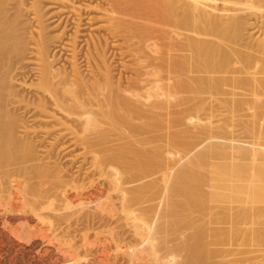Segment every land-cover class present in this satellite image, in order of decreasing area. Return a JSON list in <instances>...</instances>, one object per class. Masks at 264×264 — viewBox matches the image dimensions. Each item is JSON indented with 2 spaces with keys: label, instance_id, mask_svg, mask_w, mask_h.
Wrapping results in <instances>:
<instances>
[{
  "label": "bare ground",
  "instance_id": "bare-ground-1",
  "mask_svg": "<svg viewBox=\"0 0 264 264\" xmlns=\"http://www.w3.org/2000/svg\"><path fill=\"white\" fill-rule=\"evenodd\" d=\"M19 1V5L16 4L18 12L16 11L12 17V15H9V10L12 5L13 8L15 7V2L11 4L13 2L11 0H0V264H61V260L67 258L68 249L71 250L70 248L73 247L71 245L68 247V244L71 243L66 246V242L57 241L58 243L53 246V251H49L47 248L41 252L40 248L45 244L42 241L38 243L34 240L36 237H41L42 240L49 239L46 231L51 223L47 222L50 220L52 222V219H57V221L59 220L64 224H69L71 221L77 222L79 224L76 223L77 227H83L82 229L86 230V234L80 231L79 228L75 231H78V236H80L79 232L83 234L80 236V242L82 241L85 249L88 247L91 249V240L87 232L96 231L95 229L100 230L101 226L104 225L103 221L101 222L103 220L102 216L107 218L105 215H108L109 218L111 216L114 218L112 214L115 213L118 216L119 212H115L117 209L114 210L116 205L114 207L113 203L116 199L112 202L114 196H110L112 193L113 195L116 193L115 196L122 201V205L119 204L123 208L120 216L124 213L126 221L127 218L136 219L132 217L134 216V213H132L133 206L135 205L134 208L141 206L137 204L143 202V200L147 202L148 198L150 199L148 201L151 202V199H153L156 203L161 198L166 200V208L164 207L165 204L160 206L163 208L161 211H164L161 214H165L167 218L165 215L162 216L163 218L159 214L156 215L158 211L154 207H144L145 209L155 210V212L151 210V213L150 209L146 212L141 207V211L146 212L148 216H145L146 214L143 212L142 223H137L136 229H132L136 231L134 233H137V236L140 235L139 247L127 250L125 247L129 249L133 244H129L130 246L123 245V248L122 245V247L120 246L123 242L120 239L117 241L118 244L115 243L117 251L122 250L124 255H127L126 261L124 258L118 260L116 253L114 258L109 254L111 248L107 242L112 240L113 243L116 238L112 233L114 229L110 230L108 228V237L102 236L104 239H100V232V238L98 235H94L98 242L91 237L97 242L91 241L92 244H97L96 248L92 246L93 253H95L93 259L97 260L95 262L98 264H134L135 259L138 257L136 261L139 260L143 256V251L148 247L155 251L156 247L160 246L159 241L157 240L156 244L155 240L156 237V239L160 237L157 235L158 233L167 235L169 238H172L170 236L176 237L181 233V230L177 232L178 227L183 226L184 229H181L185 231L184 225L189 226V231L194 227L190 237L194 236L192 239L195 242H189L190 240L185 238L184 242L181 240V244L180 242L179 245L176 244L177 242L175 244L183 252V248L186 246L184 249L185 251L188 249L189 252L186 251L188 254L185 258H188L189 255L194 260L193 264L199 263L198 260V262H195V259L203 260V256L207 260L203 263L211 264L217 253H213V251L210 253V249H208L209 253H204L203 250L199 251V247L204 246L200 243L203 241V236L206 237V235L201 230L202 228L198 227V225H201V222H198L201 217L198 218L197 216H203L204 211L208 214L211 225L215 224L212 223V220L217 223L215 224L217 227L213 225L210 229L208 228L209 221L205 217L206 214L203 216L206 218L204 220V223L206 221V225H204L207 226L205 229L208 228L213 237L217 236L216 238H219L221 236L218 239L220 242H216L214 238L210 237L209 241L211 242L208 243H211L214 247L222 242L219 247L221 251H219L224 253H221L222 256L220 252L217 255L221 256L222 259L226 258V255L233 254V252L228 253V250L226 252L225 248L227 246L223 248L225 251L222 250L221 247H224V244L233 245L231 241H236L235 243L238 244V240H241L242 244H240L244 246L245 243L242 239L245 237L243 236L253 239L254 232L250 230L254 236H248L250 235L249 230L244 227L246 223L243 224V228L241 227L246 214V221L250 220L249 218L252 215L248 214L256 210V205H264V125L260 123L264 120V33L262 34L263 37L257 38L258 43L252 45L249 42L248 49L245 48L246 41L244 44L243 30L248 29L247 23L250 20L246 18L249 17V13L245 18L241 17L240 14L239 16L235 15L241 9L235 7L237 5L233 4V0H95V3L98 1L97 5H92L94 2L89 0L90 2H88H93L91 5L95 7L91 9L94 13L97 11L99 14L95 13L98 16L96 20L106 22L104 23L107 25H104L106 33H104L105 36L101 35L102 37L91 35L93 38L89 39L90 42H87V47L85 45L86 49L82 47L84 50L82 48L79 50L77 39H80L78 35L80 34L79 30H82L79 29L81 28L82 18L76 17L85 13L83 6L85 2L87 3L86 0H80L84 3L77 5L78 7L76 6L77 10L81 11L83 9L82 11H84L82 14L77 11V16L74 15L76 14L74 4V7L70 6V8H74L75 12L69 9V5L67 7L69 11L67 10L66 15L73 13L71 16H76L75 19L70 15L69 17L74 21L76 19L79 21H73V24L77 26L74 27L77 29H75V33L70 34V37L68 35L70 32L66 34L69 39L65 43L63 35L50 36V30H48V24H45L46 19L44 20L43 15L44 4H40V6L38 0L31 2L32 4L30 3L31 0L29 1L34 6L29 5L32 7L29 9L34 10L33 16L35 18L33 17L34 20H31V22L35 21V24H33L27 21V18L26 20L21 18V13L26 12L27 8L25 9V6L28 5L23 4L25 0L23 3L22 0ZM61 1L59 3H62ZM72 1L67 3H76V0ZM240 1L242 3L244 0ZM52 3L54 2L52 1ZM77 3L79 4L78 0ZM234 3L237 4V2ZM55 4L57 6L58 2ZM20 5L24 7H21L23 12H21ZM255 5L256 3L253 6ZM86 6L88 7V4ZM15 8L17 9V7ZM60 8L61 10L64 9L63 7ZM29 9L27 10L32 14ZM250 9L255 14L260 12L257 11L256 7ZM57 12L60 13V10H57ZM254 13L250 12L255 17ZM57 15L59 16V14ZM24 21L27 25L23 23ZM92 21L94 20L92 19ZM28 22L33 26L37 23L39 31L35 34L33 31H29L31 26H28ZM98 22L96 21V23ZM22 23L29 28L26 27L27 29L24 30L25 26H21ZM158 26L160 27L157 28ZM95 28L97 29V27ZM27 30L31 34L29 38H27ZM25 34H27L26 37ZM260 39L262 40L260 41ZM119 40L120 42L122 40L126 45L123 46V43L120 45ZM133 40L135 41L133 42ZM54 43L58 45L53 46L54 50L60 54L66 51L69 52L71 60L69 63L67 62V67L55 68V58L51 50ZM110 44H112L111 47ZM112 46L118 47L119 57L129 56L130 58L127 57L129 59L134 57V60L132 59L134 62L136 59L138 68L135 70L136 72L134 71L136 76L132 73L134 79L126 78L122 80L121 78L114 81L107 56V52ZM250 46L251 48L256 46L255 53L254 48L252 49L254 54L251 50L249 51ZM118 55L116 54V56ZM79 56H82L80 57V59L83 58L81 59L82 62L79 60ZM116 56L114 55V58ZM83 62L84 64L86 62V67H91L90 74L92 76L89 75L91 77H88L90 79H86L82 74L84 70L81 69L80 64ZM28 63H31L30 66L32 65L34 71H36L38 80L37 84L31 85L34 88L31 97L21 96L16 84L20 77L24 78L26 72L23 71H26ZM110 67L112 66L110 65ZM132 67L136 68L135 66ZM128 68L130 67H125L126 70ZM22 83L25 84L26 82ZM213 100L218 101L220 108L222 106L228 112L229 115H227L230 118L227 119L226 113L221 108V113H225L226 119L224 118V123L222 121L223 124L221 123L216 129L211 126L214 124L211 120L216 116V113L219 114L220 110L219 108H213V105L210 104ZM217 107H219L218 104ZM216 110L219 112H215ZM223 115L217 116L222 118ZM245 116L251 118L250 121L245 124H238L240 126L239 130L245 136H236V130L233 127H237V125L235 126L232 122L235 123L237 122L236 118ZM67 146H70L71 150L80 148L85 151V153L82 152V162L77 163V165H80L77 166L76 163L71 165L70 163L71 166L66 167V169L74 168L73 165H75L77 168L73 170H75L74 172L78 171L76 172L78 175L75 174V177H81L79 180L73 178L74 172L71 168L66 171L65 167L52 165L55 163H52V158L54 160L58 159L56 155L54 156V151H57L55 154L60 158L61 154H59L60 150L58 149H61V153L64 155L69 150ZM73 146L77 148H73ZM62 150L63 152L66 150L65 153ZM67 172H71L73 175L71 176V173L68 175ZM66 175L71 177H67L70 178V182L66 179ZM95 176L103 180V183L99 181L101 184H98V186L94 184V188L90 181L96 183L98 179L94 178ZM88 180L90 181L88 182ZM87 182L90 184V190H88ZM136 183H140V185L134 186ZM101 185L103 187L105 185L106 190L108 188L109 191L113 192L108 191L109 193L106 192L107 194L104 195L105 193L100 188ZM68 188L72 189L71 195H68ZM165 200L160 201H163V204ZM236 202L250 204L251 208L255 210L250 211L251 208H249L250 212L244 213L247 212L246 209L244 212L241 210V214H238V208L235 215L228 210L230 207L228 208L227 205ZM153 204L150 203L152 206ZM154 206L156 205L154 204ZM160 206L158 207L160 208ZM215 209L217 212L219 211V215L217 217V212L214 211L215 216L211 217ZM220 209L223 211L220 212ZM258 209H261L262 213V208ZM227 210L231 213H228ZM189 214L192 217H189ZM228 214H230V217H232L231 214L235 215V218L238 217L237 220L227 219ZM20 215L22 216L20 217ZM254 215L258 216V214ZM168 216L173 218L172 221ZM225 216H227L226 219ZM239 216L243 220L241 217L239 220ZM256 216L254 221H252L253 217L250 221L258 222L255 221ZM259 216L264 217L261 214ZM96 217L102 218L98 221V224L101 223L99 229L96 228L98 219L94 222ZM145 217L146 219L149 217L148 221H151V223L144 221L146 220ZM193 217H197L199 220H194ZM190 218L193 219L189 220ZM157 219L159 221L165 219L166 228H164L165 226H162L163 229L157 227ZM167 220L169 221L167 222ZM260 220L259 223L262 225ZM81 221H83L82 224L79 223ZM195 221L199 223L197 226ZM232 221H238L239 224L235 222V225ZM72 222L69 225L70 227ZM225 222L227 223L226 226H224ZM232 224L233 226H231ZM43 225L48 226L46 230L42 228ZM110 225L112 224L107 226L110 227ZM127 225L132 226L130 221L127 222ZM222 225L224 227H220ZM228 225L232 228L227 227ZM238 225L241 226L238 227ZM107 226L105 227L107 228ZM133 226H135V223ZM214 226L217 230L213 228ZM197 227L200 229L196 232ZM175 228L177 231H175ZM227 228L229 231L226 230ZM258 228L260 226L255 229ZM158 229L162 230L159 231ZM173 229L178 234L173 232L174 235H172ZM231 229L234 232L231 233ZM244 229L245 234L248 232L246 235L243 232ZM164 230L168 231L163 232ZM170 230L172 231L170 232ZM260 230L255 232L257 234L261 233V235L256 234V237L264 236V230L259 232ZM238 231L239 233L242 232L240 234L243 235V238L235 240V238L241 236L238 233V237H236L235 233ZM192 232H194L193 235ZM230 233L231 238H229ZM233 233L234 236H232ZM103 234L106 235L107 233ZM117 234L121 238L122 233ZM227 235L229 236L227 237ZM256 237H254L257 239L256 242H259L261 237ZM249 238H245L246 245L249 244V240L251 242ZM179 239H181L180 235L176 240L180 241ZM230 239L232 240L229 242ZM262 239L259 246H261ZM128 241L130 240L128 239ZM161 241L160 243L164 247L167 241L165 243ZM125 242L122 244H126ZM252 242L251 244H253ZM256 242L255 244H258ZM23 243L29 244V246L25 247ZM189 243H195L199 249L194 250ZM251 244L247 248L255 246ZM188 245L190 248L187 247ZM230 245L228 246L231 247ZM173 247L175 250L174 245ZM90 249L88 248L85 252L87 256L88 252L92 253ZM250 249H246L247 252L254 250ZM164 250L161 249L162 252ZM74 252L77 253L74 254L75 256H80L82 264H85L86 262H83L84 258H81L82 254L80 255L77 250ZM200 252L204 254H197ZM254 252L257 253V249ZM261 252V256H264ZM51 253L59 256L54 261L52 260L53 262H51V259L49 262L47 257ZM118 254L120 255V252ZM178 254L180 255V253ZM207 254H211L212 257L210 258ZM213 255L215 256L213 257ZM257 256H252L253 258L247 260H254ZM242 257L243 259H240L242 262H248L244 260V256ZM77 259L76 257L75 260ZM122 260L125 262L122 263ZM175 260L170 261V264H172L171 262L174 263ZM234 260H237L236 264H238V258H234ZM249 263L258 264L250 261ZM73 264H78V260L77 263ZM79 264L81 263L79 262Z\"/></svg>",
  "mask_w": 264,
  "mask_h": 264
},
{
  "label": "rangeland",
  "instance_id": "rangeland-1",
  "mask_svg": "<svg viewBox=\"0 0 264 264\" xmlns=\"http://www.w3.org/2000/svg\"><path fill=\"white\" fill-rule=\"evenodd\" d=\"M11 1H13L11 4H13V3L15 2L14 6L17 7V9H16L15 7L13 8V7H12L13 5L11 6V5L9 4V5L11 6V8H10V6H9V8H10V10H9V15H12V17H13V16L15 15V12H16V11L18 12V6H17V5H19V4H18V1H19V0H17V1H16V0H15V1H14V0H11ZM20 1H21V0H20ZM20 1H19V2H20ZM29 1H30V0H25V2H24V0H22L21 2H22V3L24 2L23 4L29 6V5L32 4L31 2H34L35 0H33V1L31 0V1H30L31 4L29 3ZM52 1H53L54 3H52ZM60 1H61V0H47V2H46V0H42V1L38 0V4H39V5H40V4H41V5L44 4V5H43V7H44V9H43L44 11H43V12H44V13H43V12H42V13H43V15H44V20L46 19V23H45V24H46V25L48 24V30H50V36L52 35V37H53V36L55 37V36H62V35H63V40H64V43H65V42L68 41V39H69V37H70V34L75 33L74 31H75V29H77V28H75V27H77V26H75L76 24H75V25L73 24L74 22L77 21V19H76V21H74V20L71 19V17H72L73 19H75V17H76L77 14H78L77 11H79V10L76 9V8L78 7L77 5H82V4L84 3L83 1H85V0L81 1L82 3L80 2V0H78L79 4L77 3V0H76V3H75V2H74V3H67V2H69V1L71 2L72 0H69V1H68V0H66V1H65V0L63 1V0H62L61 2H62L63 4H62V3H59ZM73 1H75V0H73ZM73 1H72V2H73ZM86 1H87V3L85 2V4H86V5L88 4V7H89V8L84 4L83 9H84L85 13H83L84 11H82V10H83L82 7H80V9H82V10L79 11L80 14L83 13V14L81 15V16H83V17H81V16H79V15H78V17H76V18H79V17L82 18V19H81V22H82V23H80V27H81V28H79V29H82V30H79V32H80L79 35L77 34V35H78V38L80 37V39H77V41H78V45H79V50H81L82 47L84 48L85 45H86V47H87V42H90L91 38H93V37H99V36L102 37L103 35L105 36L104 33H106L105 30H104V25H105L104 23H106V22H103V21L101 22V21H99V20H96V18H98V16H97L98 13H97V11H96L95 13H97V14H95L94 11H93V9H91V8L94 7V6H92V5H97L96 3H98V1H96V3H95V0H90V1H93L94 3H93V2L89 3V2H90L89 0H86ZM88 1H89V2H88ZM245 1L247 2V4H246ZM249 1H250V2H249ZM252 1L254 2L255 0H244V1L242 2V3H243V4H242L240 0H239V1H238V0H233V4L237 5V6H235V7H239V8L241 9V11H238V12H239L238 14H237V12H236L235 15L239 16V14H240L241 17H244V18H245V17L248 16V13H249V17L246 18V19L250 20V21L247 23V26H248L247 28H248V29H246V31H248V32H246L245 29H244V30H243L244 34L242 33V34H243V37L245 38V39L243 38V43L246 41V42H245V43H246V45H245L246 47H245V48H247V49H248V45H250V44L254 45V43H258L257 38L259 39L261 36L263 37L262 34L264 33V29H263V28H264V6H263V5H264V0H259L260 2H258V1L256 0V1L254 2V4L256 3L255 6H253L254 4H253ZM43 2H45L46 4L43 3ZM57 2H58L57 6L60 4V5L58 6L59 8H58V7L56 6V4H55V3H57ZM234 2H237V4L234 3ZM50 3L52 4V7H51V4H50ZM92 3H93V4H92ZM250 3H252V4H250ZM258 3H259V4H258ZM16 4H17V5H16ZM47 4H48V5H47ZM64 4H65V5H64ZM73 4H74L76 10H75L74 8H72V9L70 8V6L74 7ZM91 4H92V5H91ZM240 4H241V5H240ZM260 4H261V5H260ZM21 5H22V4H21ZM21 5H20V8H21V7L24 8V7L21 6ZM41 5H40V6H41ZM68 5H69V9H70V10H73V9H74V10L76 11V12H75V11L73 10V12L76 13V14H74V15H76L75 17H73L74 15L71 16L73 13H70V14L68 13V15H66L67 10L69 11V9H67ZM238 5H240V6L243 7V8H241V7L238 6ZM247 5L250 6V7L248 8ZM28 6H27V7L25 6V9H26V8L29 9L32 5L29 6V7H28ZM76 6H77V7H76ZM244 6H246V7L244 8ZM262 6H263V7H262ZM32 7H34V6H32ZM32 7H31V8H32ZM60 7H63L64 9L61 10ZM86 7H87V8H86ZM254 7L257 8V11H260V12H258V13H260V14L256 13V14H257V15H256L254 12H252V10H251L250 8H254ZM9 8H8V9H9ZM12 8H13V9H12ZM22 8H21V10H22L21 12H23V9H22ZM94 8H95V7H94ZM247 8H248V10H247ZM259 8H260V9H259ZM14 9H16V10L14 11ZM27 9H26V12L24 11V14H26V15H24L23 13H21V18H23L24 20H26V18H27V19H28L27 21H30V22H31V20L33 21L34 18H35V17L33 16V15H34V12H33L34 10H32V9L30 10V9H29V10L32 12V14H31ZM53 10H54V11H53ZM57 10H60V13H58L59 11L57 12ZM65 10H66V11H65ZM94 10H95V9H94ZM246 10H247V11H250L252 14L254 13V14H255V17H254V15L250 14V12H247ZM12 11H13V12H12ZM45 11H46V12H45ZM61 11H64V12H61ZM88 11H89L90 15H89ZM27 12H28V13H27ZM54 12H55V13H54ZM56 12H57V13H56ZM70 12H71V11H70ZM11 13H12V14H11ZM47 13H48V14H47ZM246 13H247V14H246ZM22 14H23L24 16H23ZM57 14H59V16H58ZM61 14H63V15H61ZM242 14H243V15H242ZM31 15H32V16H31ZM69 15H70L71 17H69ZM88 15H89V16H88ZM98 15H99V14H98ZM233 15H234V14H233ZM67 16H68L69 18H68ZM84 16H86V17H84ZM96 16H97V17H96ZM251 16H252V17H251ZM258 16H261V17H258ZM31 17H32V19H31ZM33 17H34V18H33ZM48 17H49V18H48ZM52 17H53V18H52ZM89 17H90V18H89ZM47 18H48V19H47ZM57 18H58V19H57ZM87 18H88V19H87ZM91 18H92L94 21H92ZM250 18H251V19H250ZM256 18H257L258 21L256 20ZM23 19H22V20H23ZM49 19H51V20H49ZM90 19H91V20H90ZM56 20H57L58 22H57ZM60 20H61V21H60ZM63 20H64V21H63ZM89 20H90V21H89ZM252 20H253V21H252ZM255 20H256V21H255ZM261 20H262V21H261ZM73 21H74V22H73ZM78 21H79V20H78ZM78 21H77V22H78ZM91 21H92V23H91ZM96 21H97V22L99 21V22L96 23ZM30 22H28V26H29V27L31 26V27H32V30H31V27H30L29 31H33L34 34L37 33V32L39 31V28L37 29V23H36L35 26H33V24H35V21H34V22H31V23H33L32 25L30 24ZM83 22H84V23H83ZM23 23H25V21H24ZM23 23H22V24H23ZM50 23H51V24H50ZM60 23H61V24H60ZM249 23H250L251 25H253V26H251ZM256 23H258V24H256ZM22 24H21V26H25V24L27 25V23H25V24H23V25H22ZM29 24H30V25H29ZM83 24H84V25H83ZM93 24H94V25L97 24V25L94 26ZM254 24H255L256 26H258L259 28L261 27L262 29H261V28L258 29ZM259 24H260V25H259ZM57 25H59V26H57ZM249 25H250V26H249ZM28 26H25V28H23V29L25 30V29L29 28ZM50 26H51V27H50ZM67 26H69V27H67ZM74 26H75V27H74ZM99 26H100L101 28H100ZM105 26H107V25H105ZM154 26H155V25H154ZM156 26H157V25H156ZM262 26H263V27H262ZM26 27H27V28H26ZM35 27H36V28H35ZM55 27H56V28H55ZM63 27H64V29H63ZM83 27H84V28H83ZM95 27H97V29H96ZM98 27H99V28H98ZM159 27H160V26H158L157 28H159ZM254 27H256L257 29L254 28ZM65 28H66V29H65ZM67 28H68V29H67ZM23 29H22V31H24ZM72 29H73V30H72ZM91 29H92V30H91ZM98 29H99V30H98ZM101 29H102V30H101ZM34 30H35L36 32H35ZM58 30H59V31H58ZM66 30H67V31H66ZM95 30H96V31H95ZM254 30H255V32H254ZM257 30H259V31L257 32ZM261 30H262V31H261ZM27 32H28V30H27ZM66 32H67V33H66ZM69 32H70V33H69ZM72 32H73V33H72ZM98 32H99V33H98ZM23 33H25V31H24ZM54 33H55V34H54ZM63 33H65V34H63ZM68 33H69V34H68ZM259 33H260V34H259ZM27 34H28V37H27V38H29V37L31 36V34H30L29 32H28ZM27 34H25V37H26ZM29 34H30V35H29ZM66 34H68L69 37H68V35H66ZM95 34H96V35H95ZM252 34H253V35H252ZM258 34H259V35H258ZM91 35H92V36L94 35V36L92 37ZM101 35H102V36H101ZM71 36H73V35H71ZM252 36H253V37H252ZM246 38H247V39H246ZM263 38H264V37H263ZM87 39H88V40L90 39V40L88 41ZM85 40H87V41H85ZM261 40H262V39H260V41H261ZM110 41H111V40H110ZM134 41H135V40H133V42H134ZM62 42H63V41H62ZM85 42H86V43H85ZM119 42H120V40L118 41V43H119ZM249 42H251V43L249 44ZM83 43H84V44H83ZM121 43H123L122 40H121V42H120V45H121ZM245 43H244V44H245ZM54 44H55V45H54ZM54 44H52V48H51V50L53 51V52H52V55H53L54 58H55V59H54V60H55V66H56L55 68H61V67H63V66H66V67H67V66H68V63H69L70 60H71V58H70L71 56H70L69 52L66 51V52H63V53L60 54L58 51L54 50V49H55L54 47L58 46L56 43H54ZM58 44H59V43H58ZM111 45H112V44H110V47H111ZM125 45H126V44H125ZM125 45H124V43H123V46H125ZM53 46H54V47H53ZM80 46H81V47H80ZM86 47H85L84 49H86ZM110 47H109V48H110ZM255 47H256V46H252V48H251V46H250L251 49H249V51L251 50V52H252V49L254 48V53H255ZM83 48H82V50H84ZM112 48H114V49H112ZM112 48H110V49H109V52H107V53H108L107 56H108V58H109V59H108V60H109V63H110V65L112 66V67H110V65H109V69L111 68L110 70H111V72L113 73L114 81H118V80L121 79V78H122V80H123V79L125 80L126 78H132V79H134L135 77H133V75H134L135 72H136L135 70H137V68H138V67H137L138 65H137V61H136V59H135V62H134V61H133V60H134V57H133V58L131 57L133 60H132V59H129V58H130L129 56H127V57H129V58H127L126 56L123 57V58H121L122 56L119 57L120 55H118V54H120V52H118L119 49H117L118 47L116 48L115 46H112ZM242 50H243V48H242ZM243 51H244V50H243ZM245 51H246V50H245ZM247 51H248V50H247ZM252 53H253V52H252ZM254 53H253V54H254ZM59 54H60V55H59ZM65 54H66V55H65ZM67 54H68V55H67ZM112 54H113V55H112ZM116 54H117L118 56H116ZM80 55H82V54H80ZM114 55L116 56L115 58H114ZM80 57H82V56H79V60L81 61V59H83V58L80 59ZM136 58H137V57H136ZM124 60H125V62H124ZM138 61H139V60H138ZM65 62H66V63H65ZM67 62H68V63H67ZM81 62H82V61H81ZM133 62H134V63H133ZM63 63H64V64H63ZM111 63H112V64H111ZM28 64H29V63H28ZM30 64H31V63H30ZM30 64H29L28 67L26 68V71H25V70L23 71L24 73L26 72V73H25L26 75L24 74V76H23L24 78L20 77V78H19L20 80L18 79V82H16V84L18 85V86H17V90L19 91V93H20L21 96H29V97L33 96L34 88H33L31 85H35V84L38 83V82H37L38 80H37V78H36V77H37V76H36L37 73H36V71H34L33 66H32V65L30 66ZM122 64H123V65H122ZM113 65H114V66H113ZM124 65H125V67L127 66V67H130V68H128V70H126L127 68L125 69ZM83 66H84V67H83ZM86 66H87L86 62H85V64H84V62L80 64L81 69L84 70V71H82L81 69H80V70L82 71L83 76L87 79L88 77H91L92 74H90V73H91V71H90V70H91V69H90L91 67H89V66L86 67ZM132 66H135L136 68H134V67H132ZM113 67H114V68H113ZM131 68H132V69H131ZM133 68H134V69H133ZM112 70H114V71H112ZM134 71H135V72H134ZM83 72H84V73H83ZM112 73H111V74H112ZM132 73H133V75H132ZM89 75H91V76H89ZM134 76H136V75H134ZM88 79H90V78H88ZM22 82H26V83L24 84V83H22ZM21 83H22V84H21ZM23 84H24V85H23ZM220 98H221V97H220ZM222 98H223V97H222ZM208 102L210 103V101H208ZM212 102H214V103H212ZM212 102H211L210 104L213 105V108H215V109H218V108H219V110H220V112H219L218 110H216L215 112H219V114L216 113L215 115H216V116H217V115H220V116H221V115L224 114V115L222 116V118L219 116L221 119H220L218 116H217L218 118H217L216 116H214V117H213L214 120H213V119L211 120V121H212V124L214 123V124L211 125V126H212V127H215V129H216V128H218V127L221 125L222 121H223V123H224L226 117H227L228 120H229L230 118H228V115H229V114H228V112L225 111V109L222 108V106H221V108L224 110L223 112L226 113V117H225V113H221L222 109L220 108L219 103H217L218 101L215 102V101L213 100ZM214 104H215V106H214ZM217 104H218L219 107H217ZM215 109H214V110H215ZM227 114H228V115H227ZM247 114H248V113H247ZM247 117H248V116L241 117V118H236V121H237V122H235V123L232 122L235 126L237 125V127H233L234 130H236V131H235L236 134L234 133L236 136H240V137H244V136H245V135L242 133V131L239 130V129H240V128H239L240 126H238V124L241 125L242 123L245 124V123H247L248 121H250L251 118H249V117L247 118ZM224 118H225V119H224ZM223 119H224V120H223ZM237 119H238V120H237ZM239 119H240V120H239ZM234 120H235V119H234ZM230 121H231V120H230ZM232 121H233V120H232ZM204 123H206V122H204ZM204 123H203V124H204ZM223 123H222V124H223ZM260 123H261L262 125H264V120H263L262 122L260 121ZM187 124H188V123H187ZM217 126H218V127H217ZM234 130H233V131H234ZM238 130H239V131H238ZM238 133H239V134H238ZM240 133H241V134H240ZM232 134H233V133H232ZM234 134H233V135H234ZM70 146H71V145H70ZM70 146H69V147L67 146V147L69 148V150H70L71 152H68L69 150H68L67 148H66V149H67L68 151L65 150L66 153H65V151L63 152V150H62V152L65 153L64 155L61 153V149H58V150H60V153H59V152H58V153L61 154L60 158H59V156H57V154H55V152L57 153V151H54V156L56 155V158H58V159H55V160H54V158H52L53 160H51V161H52V163H53V162L58 163V164H55V163H54V164H52V165H56V166L59 165V166H61V168H64V167H65V170H66V171H68L67 169H70V168H71L72 171L74 172V171L76 170V168H77L75 165H73L74 168H75V170H73L74 168H72V167L67 168V169H66V167L71 166L72 163H73V164L76 163V165H77V163H81V162H82V158H81V156L83 155V153H85V151H84L83 149L81 150L80 148L71 150V149H70ZM64 147H65V146H64ZM71 148H72V147H71ZM73 148H77V147H74V146H73ZM40 149H41V148H40ZM41 151H42V150H41ZM82 152H83V153H82ZM67 153H68L69 155H68ZM70 153H71V154H70ZM68 156H69V157H68ZM60 159H61V160H60ZM56 160H57V162H56ZM59 160H60V161H59ZM74 161H75V162H74ZM70 163H71V165H70ZM78 165H80V164H78ZM78 165H77V166H78ZM59 166H58V167H59ZM69 171H70V170H69ZM72 171H71V172H72ZM71 172H67V174L70 175ZM73 172H72V173H73ZM76 172H78V171H76ZM76 172L73 173L74 175L71 173V176L73 175V178L75 177V174L78 175V173H76ZM65 174H66V172H65ZM82 176H83V175H82ZM67 177H70V176H67V175H66V179L69 181V179H70L71 177H70L69 179H68ZM77 177H79V176H77ZM75 178H76V177H75ZM80 178H81V177H80ZM80 178H76V179L79 180ZM94 178H97V177L95 176ZM92 179H93V178H92ZM97 179H98V181H97L96 179H94L95 181H97L96 183H94V181H92L91 179H90V180H91L92 182H91L90 180H88V182L90 181V184H92L93 187H94V184H96V186H98V184L100 185L101 182L103 183V180H101V179H99V178H97ZM76 181H77V180H76ZM86 181H87V180H86ZM86 181H85V182H86ZM99 181H101V182L99 183ZM69 182H70V181H69ZM88 182H87V187H89V185H90ZM85 184H86V183H85ZM137 184H138V183L134 184V186H136ZM138 185H140V183H139ZM104 187H106V186L104 185ZM104 187L101 185L100 188H101V190H102L105 194H104L103 192H102V193H103L104 195H106V194H107L106 192H108L109 189L107 188V190H106V188H104ZM94 188H95V187H94ZM92 189H93V188H92ZM92 189H91V190H92ZM68 190H69V192H71V193L68 192V195H69V194L71 195V194H72V189H69V188H68ZM70 190H71V191H70ZM88 190H90V187H89ZM93 190H94V189H93ZM93 190H92V191H93ZM109 192L111 193V192H113V191H109ZM109 192H108V193H109ZM115 195H117V194L115 193ZM115 195H113V193H112V195L110 194V196H112V197L114 196L113 198H112V197H110V198H112V202H113L114 199H116V200H114L113 203H114V207H115V205H116V208H114V210L117 209L115 212H117V213L119 212V213H118V216H117V214H116L115 212H113V213H115V214H112V215H114V218H112V216H111L112 219L109 218L108 215H105V216H107V218H105L104 216H102L103 220H101V222L103 221L102 223L104 224V225H102V226H101V223L98 224V221H100L99 219H102V218H101V217H100V218H99V217H98V218L96 217V219L94 220V222L98 219V220L96 221V222H97L96 225H98L96 228H98L99 226H101V228L99 227L100 230L95 229L96 231H91V232L88 231L87 234H89V238H90V240L93 241V242L95 243L97 239L94 238V235H98V237H99V232H100V237H101V238H100V237H99V238H100V239H104L103 237L106 238V237H108V234H109V230H107V229H108V228H109L110 230H111V229H112V230L114 229V230H113L114 232H112V233H114V235H115L116 238L113 240V243H112V240H109V242H107V244H108V243L110 244L109 247L111 248V249L109 250V251H110L109 254H110V256H111L112 258H114V257L117 255L118 260H121V259L124 258V260L126 261V260H127V257H126L127 255H124V252H123L122 250L117 251L118 249H117V245H116L115 243H117V241L120 239V241H123L122 243H124V241H126V242H125L126 244H122V243H121L120 246H121V245H122V246H123V245L130 246L129 244H133V245H134V246L132 245L131 247H129V249H128V247H125V249L127 248V250H130V248L132 249L133 247H134V248H135V247H139V241H138V240H139L140 235L137 236L138 234L136 233V234H137V235H136V234L134 233V232H136V231H134V230L136 229V226H137L136 224H137V223H138V224L142 223V222H141V217L144 215L143 212L146 211V210H149V209H150L149 211H150V213H151V212L154 210V209H153V210L151 209V208H153V207L155 208L156 211H158L156 215L159 214V215L161 216V218H163L162 216H164L165 214H163L164 211H161L163 208H161L160 205H164V204H165L164 207L166 208V200H165L164 198H161L160 200H165V201H164V203L162 204L163 201H160V200H159V201H160V204H159V205H158L159 201H157L158 203H156V201L154 202V200L151 199V202H150V201H148L149 198L147 199V202H146V200H145V201L143 200V202H139L137 205H141V206H138L140 210L137 209V208H138L137 206L134 208L135 205L133 206V209H132V211H133L132 213H134V216H132V217H133L134 219H135V218H136V219H135V220H133V219L131 220V219H128V218H127V221H126V218H125L126 215H125L124 213H122V215L120 216V214H121V212H122V209H123V208L120 207V205H122V201L120 200V198L118 199ZM159 198H160V197H159ZM149 200H150V199H149ZM157 200H158V199H157ZM152 201H153V202H152ZM145 203H146V205H145ZM150 203H151V204L154 203V204L157 206V209H156V206H154V204H153V206H152V205H150ZM119 204H120V205H119ZM143 204H144V205H143ZM241 204H242V205H241ZM148 205H149V206H148ZM146 206H147V207H150V206H151V208H149V209L146 208V209H145L144 207H146ZM158 206H160V208H159ZM227 206H228V208L230 207V209H228V210H230L231 212H233V214H235V215H236L235 211H236L238 208H239L238 210L240 211V213H239V211H238V214H241V212H242L241 210H243V212H244L246 209H247V212H244V213H248L249 208H251V205H250V204H243V203H239V202H236V203H233V204H229V205H227ZM234 206H235V207H234ZM236 206H237V207H236ZM239 206H240V207H239ZM241 206H242V207H241ZM259 206H260V207H259ZM262 206L264 207L263 204H262V205H261V204H260V205H259V204L256 205V207H255L256 210H255L254 208H251V209H250V211H252V210L254 209V210L256 211V213H254L255 211L253 210L254 212H250V211H249V212L252 213V214H250V213L248 214V215H252V217H253L254 214H258V216L254 215V217L256 216V219L258 218L257 220L255 219V221H258V222H251V221H250L251 218H252L251 216H249V217H251V218H249L250 220H247V221H246V218H247L246 215H247V214L245 215L246 218L244 217L245 220L242 219V217H243L242 215H243V214L241 215L242 217L239 216V220H240V217H241V219L243 220V223H242V227H241V228H243V226H244L243 224L246 223V225H245L244 227L247 228L246 230H249L248 232H249L250 235H248V236H254V235H255L254 237H256V234H257V233H255V232H257V230L261 229L259 232H261L262 230H264V221H261V220H264V217L261 216V217H262V218H261V217L259 216V214L264 215V212H263L264 209H263ZM141 207H142L143 209H142ZM258 208H262V210H263L262 213H261V209H258ZM141 209H142V210L145 209V210L142 212ZM216 209H217V208H216ZM216 209L213 210V214H212V215L210 214L211 212L209 213V215H211V217H213V215H214V211H216ZM233 209H235V210L232 211ZM151 210H152V211H151ZM155 210H154L153 212H155ZM217 210H218V209H217ZM228 210H227V211H228ZM257 210H258V212H259V210H260V212L258 213ZM159 211H160V212H159ZM222 211H223V210L220 209V212H222ZM230 211H228V213H231ZM146 212H148V211H146ZM146 212H144V213L146 214L145 216H148ZM161 212H163V213H162L163 215L161 214ZM207 212H208V211H207ZM216 212H217V211H216ZM216 212H215V213H216ZM225 212H226V211H225ZM137 213H138V214H137ZM150 213H148V214L151 216ZM218 213H219V211L216 213V214H217V217H218V215H219ZM123 214H124V215H123ZM139 214H140V215H139ZM195 214H196V213H195ZM195 214L193 215L194 217L196 216ZM205 214H206L205 217H207V220H208V219H209V218H208L209 216H208V214L206 213V211H204V212L202 213L203 216H204ZM132 215H133V214H132ZM152 215H153V214H152ZM190 215H191V214H189L188 216H189V217H192V216H190ZM225 215H226V213H225ZM235 215H232V214H231L232 217H230V214H228V215H227L228 217L225 216V219H226V217H227V219H229V220H232L231 218L237 220L238 217L236 216L237 218H235V217H234ZM21 216H22V215H20V217H21ZM160 216H159V217H160ZM203 216H199V215L197 216L198 218L201 217V220H200V221H198L199 219H198L197 217H196V218L193 217V218H194V220L197 219V221H198L199 223L201 222V223H200L201 225H200V226L198 225V227H201V228H202L201 230L205 232L204 234L206 235V237L203 236V238H202L203 241H201V243H200V245H204V246H202V248H204V249H202L201 247H199V248H200V249H199L198 246H196L195 243H192V244L189 243V245L192 246L194 250H195V249H196V250L199 249V251H200V250H203L204 253H206V252L209 253V252H208V249H210V251H211L210 253H212V251H213V253H217V255H218L219 252L221 251V249H220L219 247H220V245H222V242H221V243H218L219 246H218V245H215L214 247L212 246L211 243H208V242H211V241H209V240H210V239H209L210 237L214 238V240H216V242H220L218 239H219L221 236H219V238H216L217 236H216V237H213L212 232L210 233V232L208 231V228L212 229L211 226H213V225H215V224H217V223H216L215 221L212 220V223H215V224H212V225H211V224H210L211 220H208L209 223H208V222H207V223L209 224L210 227L208 226V228L205 229V227H207V226H205V225H206V224H205L206 221H205V223H204V220H206V218H204ZM214 216H215V215H214ZM122 217H123V218H122ZM154 217H155V216H154ZM156 217L158 218V216H156ZM165 217H166V215H165ZM168 217H169V216H168ZM183 217H184V216H183ZM217 217L215 218L216 220H217ZM254 217L252 218V219H253L252 221H254ZM259 217L261 218V220H260ZM166 218H167V217H166ZM169 218H170V217H169ZM169 218H168V219H169ZM186 218H188V217L186 216ZM193 218H190L189 220H191V219H193ZM203 218H204V219H203ZM54 219H55V218H54ZM106 219H107V220H106ZM108 219H109V220H108ZM122 219H123V220H122ZM143 219H144V218H143ZM145 219H146V217H145ZM148 219H149V217H148ZM148 219H146V220H144V221L147 222ZM150 219H152V217H150ZM153 219H154V218H153ZM172 219H173V218L171 217L170 220L172 221ZM211 219H213V218H211ZM225 219H224V220H225ZM121 220H122V221H121ZM157 220L159 221V219H157ZM194 220H192V221H194ZM224 220H223V221H224ZM259 220H260V222H261L262 225H260ZM48 221H49V220H48ZM106 221H107V222H106ZM129 221H130V224H131L132 226H128V225H127V222H129ZM137 221H138V222H137ZM152 221H153V220H152ZM158 221H157V227L163 229V227L165 226L164 228H166L167 225H166V223H165V222H166L165 219H163V221H161V219H160V221L163 222V223H161L160 221L158 222ZM164 221H165V222H164ZM168 221H169V220H167V222H168ZM197 221H195L196 226H197V224H199V223H197ZM244 221H245V222H244ZM52 222H53V223H52ZM52 222H51V220H50L49 222H47V223H51V225H52V226H51V225H48V226H49L48 229H47V227H48L47 225H43V227H42V228L45 229V230L47 229L46 234H47V237H49V239L46 238V240H42L41 237H36V239H34L35 242H38V243H39L40 241H42V243L45 244V245H42V246H41V248H40V251H41V252H42L43 250L47 249V248H48L49 251H53V249H54L53 246H54L55 243H58L57 241L62 242V243H63V242H64V243L66 242V243H65L66 246H67L68 243H71V244H68V247H70L69 245H71V246H73V247L70 248L71 250L68 249V251L65 249V250L67 251V253H66L67 258H66V259H65V258L62 259V260H61V264H73V263H75V262L77 263V260H78V264H79V262L82 264V262H81V260H80V256H75V255L77 254V253L74 252L75 250L79 251L78 253H80V255L82 254V255H81V258H84V259H85V261H84V259H83V262H84V263H85V262H86V263L88 262V264H98V263H96L97 260H94V259H93V258H95V256L93 255V254H95V253H93V249H92V246H93V248H96V245H97V244L94 245V244H92V242L90 241V244H91L92 246H91V249H90V247H88V248H89L90 250H92V251H91L92 253H89V252H88V256H87V255L85 254V252H87L86 250H87L88 248L85 249V248L83 247L84 245H82V241L80 242V236L83 235V234H81V232H79V233H80V236H78V235H79V234H78V231L75 232L76 230H79V229H80V231H83V232L86 234V230L84 231V229H82L83 227H77V224H78V223H77V222H72V221H71V222H72L71 227L69 226L71 222H69V224H68V223H65V224H64V223L61 222V221L59 222V220L57 221V219H56V220H53V219H52ZM82 222H83V221H81V222H79V223L82 224ZM105 222H106V223H105ZM131 222H133V223H131ZM139 222H140V223H139ZM148 222L151 223V221H148ZM218 222H219V221H218ZM226 222H227V220H226ZM226 222H225L224 226L227 225ZM235 222H236V221H234V222L232 221V223H234V224L236 225V223H237L238 221H237L236 223H235ZM248 222H249V224H248ZM58 223H59V224H58ZM60 223H61V224H60ZM76 223H77V224H76ZM114 223H115V224H114ZM134 223H135V226H133ZM192 223H193V226H195L194 222H192ZM223 223H224V222H223ZM223 223H222V224H223ZM228 223H229V222H228ZM240 223H241V221H240ZM253 223H254V224L256 223V224L254 225ZM258 223H259V224H258ZM67 224H68V225H67ZM74 224H76V225L74 226ZM109 224H112V225H110V227H113V228L108 227ZM204 224H205V225H204ZM218 224H219V223H218ZM230 224H231V223H230ZM230 224H229V225H230ZM237 224H239V223H237ZM62 225H63V226H62ZM78 225H79V224H78ZM83 225H85V223H83ZM107 225H108V226H107ZM126 225H127V226H126ZM150 225H151V224H150ZM220 225H221V223H220ZM229 225H228L227 227H230ZM247 225H248L249 227H248ZM256 225H257V226H256ZM44 226H46V227L44 228ZM103 226H104V227L107 226V228H106V227H105V228H102ZM122 226H123V227H122ZM124 226H125V227H124ZM162 226H163V227H162ZM215 226H216V225H215ZM215 226L213 227L214 229L217 227V226H216V227H215ZM224 226L222 225V226H220V227H224ZM231 226H233V224H232ZM240 226H241V225H238V227H240ZM254 226H255V228L260 226V228H258V229L256 230V229L254 228ZM61 227H62V228H61ZM76 227H77V228H76ZM93 227H94V226H93ZM114 227H115V228H114ZM119 227H120V228H119ZM126 227H127V228H126ZM134 227H135V228H134ZM182 227H183V226H182ZM182 227H181V226H180V228L178 227V229H179L178 231H177L176 228H175L176 230H175V229H173V231L170 230V232L172 231V233L174 232V230L177 231V232H179V231L181 230V233H179L180 238H181V239H179L180 241H177L178 238H179V235H176V237L170 236V237H172V238H169V236L167 237V235H163L161 232H160L161 234H159L158 232L161 231L162 229H161V230L158 229L159 231L157 232V233H158L157 235L160 236V237H158V239H156V238H157V237H156L155 240H156V244H157V240L159 241L158 244H159L160 246L156 247V250H155V251L148 247L146 250L143 251V256H142L141 258L139 257V258H140L139 260L136 261V259H138V257L135 259L134 264H170V261L175 260V258H176L177 261L175 260L174 263L171 262L172 264H176V263H178V264H184V262H185V264H187V263L189 264V263H191V262H192L191 264H193V263H194V262H193L194 260H192V259L190 258L189 255L187 256L188 258H185L186 255H187L188 252H189V250L187 249L186 251H188V252L186 253V251H185V249H184L186 246L183 248V250H184V252H183V251H181L182 249H180L177 245H179V242H180V244H181L182 241L184 242V239H185V238H187V240L189 239V240H190L189 242H192V241L195 242V240L192 239V238H194V236L190 237V235H191V231H193L194 227H193V229H192V225H191L190 227H191L192 230L189 231V230H190L189 226L184 225V227H185V231H186V232H185L184 230H183L184 232L182 231V229H184V228H182ZM198 227H197V229H196V232L200 229V228L198 229ZM236 227H237V226H236ZM236 227H235V228H236ZM71 228H72V230H71ZM78 228H79V229H78ZM94 228H95V227H94ZM99 228H98V229H99ZM122 228H123V229H122ZM181 228H182V229H181ZM187 228H188V229H187ZM218 228H219V227H218ZM230 228H232V227H230ZM230 228H229V229H230ZM248 228H250V229H248ZM49 229H51V230H49ZM74 229H75V230H74ZM81 229H82V230H81ZM104 229H105V230H104ZM120 229H121V230H120ZM132 229H134V230H132ZM214 229H213V230H214ZM219 229H220V228H219ZM48 230H49V231H48ZM54 230H55V232H54ZM69 230H70V231H69ZM73 230H74V232H73ZM93 230H94V229H93ZM116 230H120V231H116ZM215 230H217V229H215ZM226 230H228V228H227ZM233 230L235 231L234 228H233ZM233 230L231 229L230 232L232 233ZM240 230H242V229H240ZM250 230H252V232H254V233H253L254 235L251 233ZM101 231H102V232H101ZM107 231H108V232H107ZM165 231H168V230H164L163 232H165ZM218 231H219V230H218ZM221 231H222V229H221ZM228 231H229V230H228ZM234 231H233V232H234ZM68 232H70V233H68ZM71 232H73V233H71ZM95 232H96V233H95ZM143 232H146V231H143ZM170 232H169V233H170ZM177 232H176V233H177ZM188 232H189V233H188ZM194 232H195V231H194ZM194 232H192V235L194 234ZM196 232H195V234H196ZM208 232H209V234L207 235ZM213 232H214V231H213ZM223 232H224V231H223ZM226 232H227V231H226ZM243 232H244V234H245V229H244ZM246 232H247V231H246ZM248 232H247V233H248ZM262 232H263V231H262ZM91 233H92V235H91ZM101 233H102V234H101ZM103 233H107V234L104 235ZM117 233H119V234L122 233L121 238L118 237V236H120V235H118ZM133 233H134V234H133ZM166 233H167V232H166ZM172 233H171V234H172ZM174 233H175V232H174ZM174 233H173L172 235H174ZM176 233H175V234H176ZM218 233H219V232H218ZM220 233H221V232H220ZM224 233H225V232H224ZM227 233H228V232H227ZM231 233H230V237H229V238H231ZM238 233H239V231L235 233L236 237H238ZM240 233L242 234V232H240ZM240 233H239V235H241ZM247 233H246V234H247ZM110 234H111V233H110ZM116 234H117V236H116ZM177 234H178V233H177ZM213 234H214V233H213ZM216 234H217V233L215 232V235H216ZM246 234H245V235H246ZM259 234L261 235V233H259ZM259 234H257V235H259ZM263 234H264V233H263ZM263 234H262V235H263ZM129 235H130V236H129ZM169 235H170V234H169ZM183 235H184V236H183ZM219 235H220V234H219ZM225 235H226V234H225ZM50 236H51V237H50ZM67 236H68V237H67ZM75 236H76V237H75ZM102 236H103V237H102ZM154 236H156V235H154ZM162 236H163V238H162ZM228 236H229V235H227V237H228ZM232 236H234V233H233ZM242 236H243V235L239 236L240 238H235V237H234V238H235V240H236V239H242L243 237H245L246 239L249 238V237L247 238L246 236H243V237H242ZM52 237H53V238H52ZM71 237H72V238H71ZM74 237H75V238H74ZM91 237H93V238L96 239V240L94 241L93 238H92V239H93V240H92ZM110 237H111V236H110ZM128 237H131V238H128ZM177 237H178V238H177ZM222 237H223V236H222ZM227 237H225V238H227ZM241 237H242V238H241ZM254 237H253V239H251V237L249 238V239H251V242L253 241V242H252L253 244H251L250 240L248 241V243L251 244V245H255V246H254V247L250 246L249 248H247V247L249 246V244L246 245L247 241L245 240V238H243L242 240H243V243H245L244 246H246V247H244L243 245H241V244H242L241 240H240V241L238 240V244H237V243H235L236 241H231L233 238L230 239L229 242L231 241V242L233 243V245H230V244H228L226 241H224V242H226L228 245H230L231 247H229L227 244H224L225 246H224V247H221L222 250H224L223 248H225V247L227 246L228 248H227V247L225 248V249H226V252H228V251H229L228 253H232V252H233L234 255H233V254L230 255V256H229V255H226L227 257L225 256L226 258H223V259H222L221 256H222V254L224 253V252L222 251L223 253L220 252V254L222 253L221 256H217V255L215 256V255H213V257L215 256V257H214L215 260H214V258H213V261L211 260L213 263L211 262V264H230V263H231V264H233V263L236 264V261H237V260L235 261L234 258H236V259L238 258V264H240V263H241V264H250L249 261H250L251 263H254V262H255V263H258V264H264V259H263L264 256H263V255L261 256V254H260L261 250H262V252H263V253H262V252H261V253L264 254V250H263V249H264V239H262L264 236H263V237L258 236V237H261V239H262L261 246H259V245H260L259 242L261 241V239H260V240L258 239V240H259V242L257 241L258 244H255V242H256L257 239H255ZM258 237H256V238H258ZM38 238H39V239H38ZM78 238H79V239H78ZM165 238H166V239H165ZM74 239H75V240H74ZM110 239H111V238H110ZM128 239H129L130 241H128ZM132 239H133V241H132ZM164 239H165V240H164ZM171 239H174V240H171ZM176 239H177V240H176ZM254 239H255V242H254ZM63 240H64V241H63ZM78 240H79V241H78ZM140 240H141V239H140ZM160 240H162L161 242H164V243L167 241L165 244L163 243V244H164V247L162 246V243H160ZM170 240H171V242H170ZM181 240H182V241H181ZM220 240L222 241L223 239H220ZM224 240H228V239H224ZM244 240H245V241H244ZM127 241H128V242H127ZM185 241H186V240H185ZM44 242H45V243H44ZM97 242H98V240H97ZM97 242H96V243H97ZM129 242H131V243H129ZM137 242H138V244H137ZM154 242H155V241H154ZM172 242H174V243H172ZM176 242H177V243H176ZM186 242H187V241H186ZM213 242H214V241H213ZM257 242H256V243H257ZM40 243H41V242H40ZM127 243H128V244H127ZM167 243H170V244H167ZM175 243H176L177 245H176ZM240 243H241V244H240ZM23 244L25 245V247H28V246H29V244H26V243H23ZM65 244H63V245H65ZM117 244H118V243H117ZM156 244H155V246H156ZM187 244H188V243H187ZM187 244H186V245H187ZM193 244H195V245H193ZM197 244H198V243H197ZM210 244H211V245H210ZM234 244H235V245H234ZM169 245H170V246H169ZM173 245L175 246V250H174ZM184 245H185V244H184ZM184 245H183V246H184ZM189 245L187 246L188 248H190ZM198 245H199V244H198ZM238 245H239V246H238ZM80 246H81V249H80ZM111 246H112V247H111ZM115 246H116V247H115ZM122 246H121V247H122ZM161 246H162V247H161ZM216 246L218 247V249H217ZM234 246H235V247H234ZM241 246H242V247H241ZM258 246H259V247H258ZM64 247H65V246H64ZM64 247H63V249H64ZM68 247H67V248H68ZM160 247H161V248H160ZM166 247H167V248H166ZM169 247H170V248H169ZM180 247H181V245H180ZM215 247H216V249H217L218 251L215 249ZM232 247H233V248H232ZM236 247H237V248H236ZM238 247H239V248H238ZM255 247H256V248H255ZM65 248H66V247H65ZM83 248H84V249H83ZM114 248H116V249H114ZM123 248H124V246H123ZM165 248H166V249H165ZM172 248H173V250H172ZM176 248H177V249L179 248V249H178V252H177V249H176ZM250 248H251V249H254V250H252L253 252H252V251H248V252H249V253H248L247 250L250 249ZM261 248H262V249H261ZM41 249H42V250H41ZM82 249H83V250H82ZM125 249H124V250H125ZM161 249H162V251H163L164 249H165L166 251L164 250V252H162ZM242 249H244V251H242ZM246 249H247V250H246ZM251 249H250V250H251ZM255 249H257V253L254 252ZM90 250H89V251H90ZM94 250H95V249H94ZM127 250H125V251H127ZM148 250L151 251V252L149 253ZM219 250H220V251H219ZM227 250H228V251H227ZM236 250H238V251H237V254H236V256H235ZM170 251H171V252H170ZM174 251H175V252H174ZM180 251H181V252H180ZM224 251H225V250H224ZM73 252H74V253H73ZM82 252H83V253H82ZM94 252H95V251H94ZM112 252H113V253H112ZM118 252H120V255H121L122 257L118 254ZM176 252H177V253H176ZM201 252H202V251H201ZM201 252H200V253H197V254H204V253H201ZM226 252H225V253H226ZM258 252H259V253H258ZM115 253H116V255H115ZM154 253H155V254H154ZM175 253H176V254H175ZM178 253H180V255H179ZM181 253H182V254H181ZM239 253H240V254H239ZM253 253H254V254H253ZM41 254H42V253H41ZM68 254H69V255H68ZM71 254H72L73 256H72ZM74 254H75V255H74ZM112 254H114V255H112ZM146 254H147V255H146ZM153 254H154V255H153ZM169 254H171V255H169ZM172 254H174L176 257H175L174 255H172ZM90 255H91V256H90ZM150 255H151V256H150ZM162 255H163L164 257H163ZM181 255H182V256H181ZM207 255H209L210 258L212 257L211 254H207ZM210 255H211V256H210ZM224 255H225V254H224ZM224 255H223V256H224ZM256 255H258V256H257L258 258L255 257L254 260H253V259H252V260H247V259L251 258L252 256H256ZM54 256H55V257H54ZM74 256H75V257H74ZM85 256H87V257L85 258ZM119 256H120L121 258H120ZM124 256H125V257H124ZM145 256H146V257H145ZM148 256H149V257H148ZM153 256H154V257L156 256V257L154 258ZM161 256H162V258H161ZM173 256H174V257H173ZM205 256H206V254H205ZM242 256H244V260H247L248 262H246V261L242 262V261L240 260V259H243ZM259 256H260V257H259ZM47 257L49 258V262H50V259H51V262H53L54 259H56V257L58 258L59 256L56 255V254H54V253H51V255H49V256H47ZM47 257H46V258H47ZM50 257H51V258H50ZM69 257H70V260H69ZM72 257H73V258H72ZM76 257L78 258L77 260H75ZM143 257H144V260H143ZM150 257H151V258H150ZM46 258H45V260L48 261V259H46ZM117 258H116V259H117ZM171 258H172V260H170ZM177 258H178V259H177ZM202 258H203V260H202V259H201V260H199V259H195V262L198 260L199 263H197V264H201L200 262L203 263L204 261H207V260H206V257L203 256ZM252 258H253V257H252ZM72 259H73L74 261H73ZM86 259H87V261H86ZM150 259H151V260H150ZM162 259H164V260H162ZM184 259H187V260L185 261ZM189 259H190V260H189ZM208 259H209V258H208ZM52 260H53V261H52ZM66 260H67V261H66ZM68 260H69V261H68ZM71 260H72V261H71ZM124 260H122V263L125 262ZM158 260H160V261H158ZM168 260H169V261H168ZM188 260H189V261H188ZM219 260H220V261H219ZM223 260H224V261H223ZM231 260H233V261H231ZM39 261H40V260H39ZM95 261H96V262H95ZM163 261H164V262H163ZM190 261H191V262H190ZM198 261H197V262H198ZM69 262H71V263H69ZM72 262H73V263H72ZM141 262H142V263H141ZM208 262H209V260H208ZM239 262H240V263H239ZM86 263H85V264H86ZM99 264H100V263H99ZM104 264H107V263H104ZM124 264H127V263H124ZM203 264H204V263H203ZM205 264H207V262H206Z\"/></svg>",
  "mask_w": 264,
  "mask_h": 264
}]
</instances>
